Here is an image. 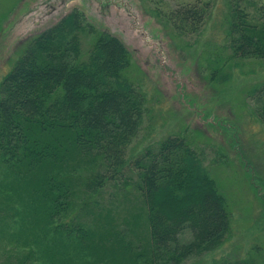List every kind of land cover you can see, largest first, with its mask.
Here are the masks:
<instances>
[{
    "label": "trees",
    "instance_id": "16d2710c",
    "mask_svg": "<svg viewBox=\"0 0 264 264\" xmlns=\"http://www.w3.org/2000/svg\"><path fill=\"white\" fill-rule=\"evenodd\" d=\"M225 3L231 57L264 60V19L249 15L250 0ZM209 10V2L186 5L169 12L168 19L181 34L191 33L204 24ZM84 37L92 38L86 50ZM132 66L123 42L74 7L32 36L0 81V160L22 179L28 196L41 199L47 217L57 220V231L86 245L97 238L88 223L100 216L104 189L120 183L130 168L127 150L144 115L146 96L130 73ZM254 92H261L264 102V83ZM257 117L264 123V103ZM83 165L96 169L82 177ZM133 166L132 186L143 204L150 247H134L109 229L94 250L99 244L114 247L107 250L119 264L140 259L180 264L223 243L230 230L226 200L185 136H165ZM185 229L191 238L182 242ZM222 264L257 263L247 256Z\"/></svg>",
    "mask_w": 264,
    "mask_h": 264
},
{
    "label": "rangeland",
    "instance_id": "374dc122",
    "mask_svg": "<svg viewBox=\"0 0 264 264\" xmlns=\"http://www.w3.org/2000/svg\"><path fill=\"white\" fill-rule=\"evenodd\" d=\"M250 1L249 15L264 19V0ZM205 2L210 10L195 32L181 34L168 19L176 8ZM225 6V0H0V81L27 41L74 7L131 53L130 73L144 90L145 110L127 150L130 168L120 183L107 185L99 218L89 220L95 238L116 229L134 247L149 249L143 204L132 186L134 159L165 136L180 134L200 156L230 213L223 243L180 264H222L247 256L264 264V123L257 117L264 102L254 92L264 83V60L231 57ZM91 42L84 37L83 49ZM94 166L83 165L78 173L86 177ZM21 180L0 160V264L118 263L108 251L114 247L92 248L97 238L86 245L57 231V220L47 217L41 199L28 196ZM190 238L188 229L179 235L182 242Z\"/></svg>",
    "mask_w": 264,
    "mask_h": 264
}]
</instances>
